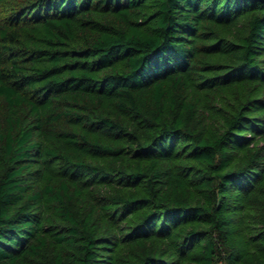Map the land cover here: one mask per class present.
<instances>
[{
    "label": "trees",
    "instance_id": "trees-1",
    "mask_svg": "<svg viewBox=\"0 0 264 264\" xmlns=\"http://www.w3.org/2000/svg\"><path fill=\"white\" fill-rule=\"evenodd\" d=\"M0 264H264V1L0 0Z\"/></svg>",
    "mask_w": 264,
    "mask_h": 264
},
{
    "label": "water",
    "instance_id": "water-1",
    "mask_svg": "<svg viewBox=\"0 0 264 264\" xmlns=\"http://www.w3.org/2000/svg\"><path fill=\"white\" fill-rule=\"evenodd\" d=\"M262 1H264V0H262Z\"/></svg>",
    "mask_w": 264,
    "mask_h": 264
}]
</instances>
